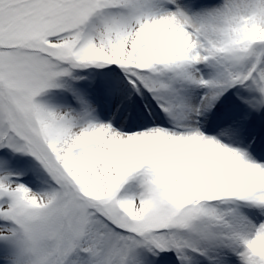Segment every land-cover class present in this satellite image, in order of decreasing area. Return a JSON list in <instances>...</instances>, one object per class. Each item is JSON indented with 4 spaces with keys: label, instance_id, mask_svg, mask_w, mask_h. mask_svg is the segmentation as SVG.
<instances>
[{
    "label": "snow or ice",
    "instance_id": "6c2138e0",
    "mask_svg": "<svg viewBox=\"0 0 264 264\" xmlns=\"http://www.w3.org/2000/svg\"><path fill=\"white\" fill-rule=\"evenodd\" d=\"M0 264H264V0H0Z\"/></svg>",
    "mask_w": 264,
    "mask_h": 264
}]
</instances>
